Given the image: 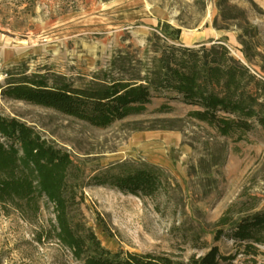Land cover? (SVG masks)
<instances>
[{"label":"rangeland","instance_id":"obj_1","mask_svg":"<svg viewBox=\"0 0 264 264\" xmlns=\"http://www.w3.org/2000/svg\"><path fill=\"white\" fill-rule=\"evenodd\" d=\"M154 32L184 45L220 40L264 78V0H0V115L69 153L81 211L110 252L187 261L217 246L216 264H264V245L216 236L221 219L264 209V128L221 134L165 91L105 128L3 94L25 76L77 87L144 76ZM120 162L158 166L160 188L136 196L95 183ZM34 201L24 212L0 201V264H83L58 241L53 204Z\"/></svg>","mask_w":264,"mask_h":264},{"label":"trees","instance_id":"obj_2","mask_svg":"<svg viewBox=\"0 0 264 264\" xmlns=\"http://www.w3.org/2000/svg\"><path fill=\"white\" fill-rule=\"evenodd\" d=\"M152 36L154 55L144 76L112 78L86 87L25 76L3 94L105 128L142 113L146 103L165 91L197 106L189 115L221 134L255 125L264 128V78L234 58L224 43L184 45L168 43L156 32ZM79 171L67 151L24 122L0 115V201H9L24 212L34 205L37 209L35 198H46L54 207L57 239L72 250L75 259L83 264H216L221 257L217 246L187 261L154 253L120 255L105 249L81 211ZM93 179L121 192L151 196L161 186L162 171L148 163L120 162ZM227 223L224 218L219 221L223 228L217 237L226 232L246 242L245 246L264 245V209Z\"/></svg>","mask_w":264,"mask_h":264},{"label":"built area","instance_id":"obj_3","mask_svg":"<svg viewBox=\"0 0 264 264\" xmlns=\"http://www.w3.org/2000/svg\"><path fill=\"white\" fill-rule=\"evenodd\" d=\"M1 85H2V82H1V80H0V100L2 99V97H1V90H2V87H1Z\"/></svg>","mask_w":264,"mask_h":264}]
</instances>
